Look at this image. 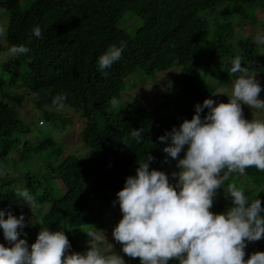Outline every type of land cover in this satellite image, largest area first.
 I'll list each match as a JSON object with an SVG mask.
<instances>
[{
	"label": "trees",
	"instance_id": "obj_1",
	"mask_svg": "<svg viewBox=\"0 0 264 264\" xmlns=\"http://www.w3.org/2000/svg\"><path fill=\"white\" fill-rule=\"evenodd\" d=\"M130 13L134 22L124 23ZM0 26L5 29L0 36V169L5 171L0 209L25 216L21 238L29 245L48 227L66 232L70 252L87 251L88 233L105 229L109 210L118 205L113 201L127 177L136 174L138 160L150 152L155 157L150 169L170 178L179 170L159 137L190 120L206 98L228 102L227 95H215L236 78L232 58L240 56L245 67L264 76V46L253 43L256 31L264 29V0H0ZM37 26L40 38L32 33ZM121 42L122 56L105 76L98 59ZM21 45L29 51L14 54ZM123 65L126 75L117 77ZM260 84L264 89V77ZM147 85L152 98L163 97L152 109L141 94ZM62 95L67 97L63 106L54 104ZM27 98L41 111L37 118L44 126L34 121L33 111H20ZM243 109L248 119L252 109ZM71 120H79L78 127H68ZM134 129L143 130L141 143L132 139ZM67 130L81 146L74 138L77 147L61 140ZM229 184L261 199L264 207V172L250 167L229 176L211 211L231 206ZM17 188L34 195L32 208L15 195ZM121 218L122 213L112 217L114 227ZM102 237L105 251L118 252L126 264L139 260L124 254L113 238ZM0 243L9 246L2 229ZM253 248L248 243L245 259Z\"/></svg>",
	"mask_w": 264,
	"mask_h": 264
},
{
	"label": "clouds",
	"instance_id": "obj_2",
	"mask_svg": "<svg viewBox=\"0 0 264 264\" xmlns=\"http://www.w3.org/2000/svg\"><path fill=\"white\" fill-rule=\"evenodd\" d=\"M4 31L0 26V36ZM32 33L36 38L42 36L39 26ZM253 43L264 46V30L256 31ZM124 47L123 42L112 45L99 57L98 66L105 76L104 70L121 58ZM28 51L23 45L12 49L14 54ZM230 64L236 78L230 94H225L228 102L206 98L195 106L190 120L159 137L166 144L163 152L176 160L179 171L172 172L170 178L165 171L150 169L155 157L149 152L146 159L138 160L136 174L127 177L113 201L114 205L118 202L122 218L112 236L122 245V252L139 258L140 264H170L173 260L178 264H264L261 199H251L243 188L229 184L231 206L221 213L211 211L218 190L231 174H244L250 167L264 172V117L246 119L242 107L264 113V99L260 98L264 89L240 56L232 58ZM66 98L57 96L54 104L63 106ZM111 103L116 107L118 102L113 99ZM205 109L208 112L202 116ZM142 131H132L136 143L143 141ZM123 143L128 145L129 141ZM4 175L0 169V177ZM15 195L30 208L35 205L27 188H17ZM26 226L23 214L17 217L0 209V229L9 245L0 243V264H126L118 252L105 251L104 238L95 233H88L87 251L70 252L72 245L63 229L42 227L29 245L21 238ZM250 242L253 253L245 259Z\"/></svg>",
	"mask_w": 264,
	"mask_h": 264
},
{
	"label": "rangeland",
	"instance_id": "obj_3",
	"mask_svg": "<svg viewBox=\"0 0 264 264\" xmlns=\"http://www.w3.org/2000/svg\"><path fill=\"white\" fill-rule=\"evenodd\" d=\"M133 22H134V15L130 13V14H128L127 19L125 20L124 23H133ZM136 24H137V26L139 25L138 22H137ZM262 30H264V29H262ZM255 74H256V78L258 79V81H259V83H260V81H262V79H263L264 76L261 74V72H260L259 70L255 71ZM125 75H126L125 65H123V66H121V68H119V69L116 71V76H117V77H122V76H125ZM231 85H232V83L229 84L228 86H221V87L218 89V91H217V93H221V94H217V93H216L215 97H216L217 99H221V96H223V95H225V94H229V93L231 92ZM135 91H139V90H138V89H135ZM151 91H152L151 85H147V86H145V87L142 88V90H141V94H142V97H143V99H144L145 101L147 100V97H148V103H149L148 107L152 109V108H154V106H155L159 101L163 100V97L158 93V94H156L157 97L155 96L156 98L154 99V98H152L153 93H151ZM28 97H29V96H28ZM216 98H215V99H216ZM260 98H261V99H264V93H260ZM27 101H28V98L24 101L23 106L20 108V111L22 112L23 115H24V113H26L28 110L33 111V112H34V115H36V118H35L34 121L37 122L38 119H39V118H37V117L40 116L41 111H39V110L36 108V106H35L34 104H32L30 101H29V102H27ZM224 103H227V101L224 102ZM242 107L244 108V105H243ZM254 117H256V118L264 117V113H261V112H259L258 110H254V109H253V110L250 112V116L248 117V119L251 120V119H253ZM69 120H70V119H69ZM38 123H39V125H42V126H44V125L46 124L45 121H44V122H41V120H39ZM73 124H74L76 127H78V125H79V120H77V121H73V120H71V121L69 122V124H68V127H72ZM61 133H62V138H61V140H62L63 142L67 143V142L70 140L69 142L72 143L75 147H77V145L75 144V142L79 144L78 146H81V145H82V141H81V139H80L79 137H77V135H74V137H73V136H72V133H70L69 130H67V131H65V132H61ZM44 135H45V134L41 135V138H43ZM73 138H74L75 142L71 141V139H73ZM175 171H179V170H175ZM173 182H175V181L173 180ZM108 213L110 214L111 217H109L108 221H106L105 229H103V230L101 231V233H100V236L104 235V236L106 237L107 240L110 239V238H113V236H112V231H113V229H114V226H113V224H112V222H111V219H112V217L121 214V211H120V208H119V204H118L115 208H111V210H109ZM113 239H114V238H113ZM115 242H116V241H115ZM115 245H116V244H113V246H115ZM121 248H122V247H121ZM132 264H140V259H139L137 262L132 263Z\"/></svg>",
	"mask_w": 264,
	"mask_h": 264
}]
</instances>
